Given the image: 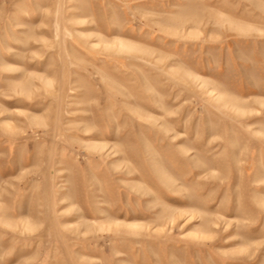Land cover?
<instances>
[{"label": "rangeland", "instance_id": "obj_1", "mask_svg": "<svg viewBox=\"0 0 264 264\" xmlns=\"http://www.w3.org/2000/svg\"><path fill=\"white\" fill-rule=\"evenodd\" d=\"M0 264H264V0H0Z\"/></svg>", "mask_w": 264, "mask_h": 264}]
</instances>
